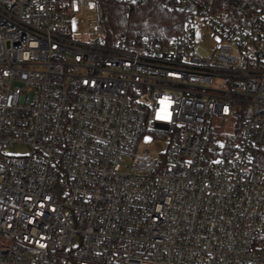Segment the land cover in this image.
Here are the masks:
<instances>
[{
  "label": "built area",
  "instance_id": "built-area-1",
  "mask_svg": "<svg viewBox=\"0 0 264 264\" xmlns=\"http://www.w3.org/2000/svg\"><path fill=\"white\" fill-rule=\"evenodd\" d=\"M143 1L0 0V264H264V0L108 38L103 6Z\"/></svg>",
  "mask_w": 264,
  "mask_h": 264
},
{
  "label": "trees",
  "instance_id": "trees-1",
  "mask_svg": "<svg viewBox=\"0 0 264 264\" xmlns=\"http://www.w3.org/2000/svg\"><path fill=\"white\" fill-rule=\"evenodd\" d=\"M229 11H252L256 0H225ZM108 38L123 34L166 39L179 29L180 16L166 11L157 0H145L131 8L107 3L103 6Z\"/></svg>",
  "mask_w": 264,
  "mask_h": 264
},
{
  "label": "rangeland",
  "instance_id": "rangeland-1",
  "mask_svg": "<svg viewBox=\"0 0 264 264\" xmlns=\"http://www.w3.org/2000/svg\"><path fill=\"white\" fill-rule=\"evenodd\" d=\"M195 28V41L198 44L209 47L214 43L210 28L203 25L200 19H196L194 23ZM73 32L77 35H82L85 40H101L102 34L98 29L95 15L92 12H82L72 22ZM165 139L155 138L151 133H145L138 144V149L141 151L148 146H153L156 150L162 148ZM13 152L24 153L26 148L22 145L12 148Z\"/></svg>",
  "mask_w": 264,
  "mask_h": 264
}]
</instances>
